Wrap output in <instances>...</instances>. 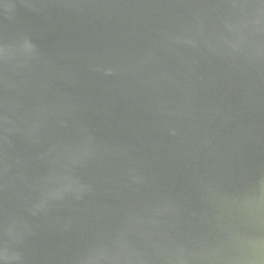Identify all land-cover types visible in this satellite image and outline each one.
<instances>
[{"label":"water","instance_id":"1","mask_svg":"<svg viewBox=\"0 0 264 264\" xmlns=\"http://www.w3.org/2000/svg\"><path fill=\"white\" fill-rule=\"evenodd\" d=\"M0 264H264V0H0Z\"/></svg>","mask_w":264,"mask_h":264}]
</instances>
